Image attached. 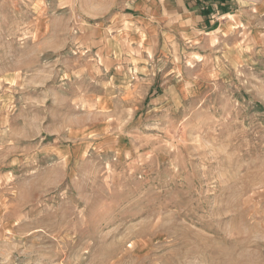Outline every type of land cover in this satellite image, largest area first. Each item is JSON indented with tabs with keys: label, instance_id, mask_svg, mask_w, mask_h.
I'll return each mask as SVG.
<instances>
[{
	"label": "rangeland",
	"instance_id": "obj_1",
	"mask_svg": "<svg viewBox=\"0 0 264 264\" xmlns=\"http://www.w3.org/2000/svg\"><path fill=\"white\" fill-rule=\"evenodd\" d=\"M231 1L189 38L0 0V264H264V0Z\"/></svg>",
	"mask_w": 264,
	"mask_h": 264
},
{
	"label": "crops",
	"instance_id": "obj_2",
	"mask_svg": "<svg viewBox=\"0 0 264 264\" xmlns=\"http://www.w3.org/2000/svg\"><path fill=\"white\" fill-rule=\"evenodd\" d=\"M231 3H233L231 0H136V9L142 12V15L137 17L144 20H159L158 15H161L169 18L168 21L183 24L187 28L186 32L178 30L176 32L190 38L201 30L207 32L216 30L217 28L213 29L216 26L215 15L231 14L233 12ZM225 4L228 8L223 9ZM228 9L230 13H227Z\"/></svg>",
	"mask_w": 264,
	"mask_h": 264
}]
</instances>
